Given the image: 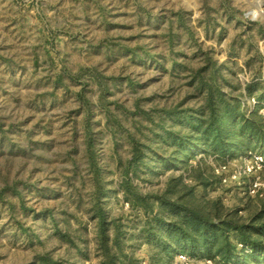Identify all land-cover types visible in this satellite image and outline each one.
Instances as JSON below:
<instances>
[{
  "label": "rangeland",
  "instance_id": "rangeland-1",
  "mask_svg": "<svg viewBox=\"0 0 264 264\" xmlns=\"http://www.w3.org/2000/svg\"><path fill=\"white\" fill-rule=\"evenodd\" d=\"M179 254L264 264V0H0V264Z\"/></svg>",
  "mask_w": 264,
  "mask_h": 264
},
{
  "label": "built area",
  "instance_id": "built-area-1",
  "mask_svg": "<svg viewBox=\"0 0 264 264\" xmlns=\"http://www.w3.org/2000/svg\"><path fill=\"white\" fill-rule=\"evenodd\" d=\"M17 1V0H15ZM23 2H28L29 0H22ZM176 263L175 264H186L187 263V257L179 254L176 258H175Z\"/></svg>",
  "mask_w": 264,
  "mask_h": 264
},
{
  "label": "bare ground",
  "instance_id": "bare-ground-1",
  "mask_svg": "<svg viewBox=\"0 0 264 264\" xmlns=\"http://www.w3.org/2000/svg\"><path fill=\"white\" fill-rule=\"evenodd\" d=\"M262 1V0H261Z\"/></svg>",
  "mask_w": 264,
  "mask_h": 264
},
{
  "label": "crops",
  "instance_id": "crops-1",
  "mask_svg": "<svg viewBox=\"0 0 264 264\" xmlns=\"http://www.w3.org/2000/svg\"><path fill=\"white\" fill-rule=\"evenodd\" d=\"M15 7V6H14Z\"/></svg>",
  "mask_w": 264,
  "mask_h": 264
}]
</instances>
